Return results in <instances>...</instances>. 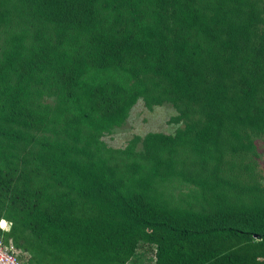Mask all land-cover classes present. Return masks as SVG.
<instances>
[{
    "label": "trees",
    "instance_id": "obj_1",
    "mask_svg": "<svg viewBox=\"0 0 264 264\" xmlns=\"http://www.w3.org/2000/svg\"><path fill=\"white\" fill-rule=\"evenodd\" d=\"M251 5L0 0V217L11 233L28 227L56 264H126L137 242L156 232L165 243L190 246H159L155 264H247L243 250L213 244L219 235L255 239L264 251V188L233 184L223 170L232 171L252 152L250 136L264 132V32L255 31L259 14ZM36 65L42 70L32 79ZM26 81L38 94L54 84L58 103L73 105L78 116L55 126L48 114L30 110ZM152 90L176 109L194 106L197 119L173 135H145L140 153L128 147L115 153L118 161L90 146L136 97L158 103ZM83 124L92 134L78 144ZM11 149L21 156L9 159ZM36 166L65 192L35 182ZM171 179L195 186L207 210L190 218L154 210L148 185ZM79 199L97 212H69Z\"/></svg>",
    "mask_w": 264,
    "mask_h": 264
},
{
    "label": "rangeland",
    "instance_id": "obj_2",
    "mask_svg": "<svg viewBox=\"0 0 264 264\" xmlns=\"http://www.w3.org/2000/svg\"><path fill=\"white\" fill-rule=\"evenodd\" d=\"M251 6L257 10L259 19L255 25V31L259 34L264 32V0H249ZM20 16H15L18 18ZM10 26H14L11 24ZM17 29V28H16ZM2 44V36L0 34V47ZM48 60L54 63V56L50 54ZM40 64V61H38ZM42 67V66H41ZM40 66L34 69L32 79L41 73ZM36 73V76H35ZM97 81H102L98 79ZM24 85L26 88V106L30 110L37 109L40 114H48L46 118H52L53 124L60 125L65 118H76L78 112L73 105L69 103L63 105L58 103L57 95L55 94L57 88L51 85L46 92L35 93V83L32 81H26ZM99 83V82H98ZM111 86V83H108ZM60 86V85H59ZM58 86V87H59ZM154 90V89H153ZM153 95L157 99H161L158 103H146L143 97L138 96L134 99L132 104L126 110L122 121L118 125L109 127L108 130L102 131L97 138H93L91 145L95 151L99 154L104 151H110L113 153V157L118 161L120 155L115 153L122 152L124 149L131 147L132 151L140 153L142 150V140L147 134H162L173 135L175 131L181 130L185 124L197 119V114L194 106L184 108L180 106L176 109L168 99L160 95V90L153 91ZM152 95V96H153ZM161 97V98H160ZM103 108L93 110L91 113L95 117L102 115ZM180 116V118H179ZM83 131H80L79 138H77L78 144H84V141L91 136L92 131L89 130L88 135L86 125L81 127ZM48 134V133H47ZM46 133L44 135H47ZM253 144V150L248 155H245L237 166L231 171L223 168L224 171H229L226 174L231 179L233 184L239 185H252L264 188V132L253 134L250 136ZM9 159L15 156H21L19 149L8 150ZM125 162V161H124ZM32 174L35 182L39 185H43L51 193L65 192L62 188H56L50 179L49 172L42 167L36 166L32 169ZM152 184V180L150 185ZM158 184V185H157ZM149 187V192L146 195L148 203L155 207L157 205L162 208V211L174 212L176 216L182 215L185 218H190L193 214L200 213L201 210H207V206L204 201L197 194L195 186L190 184L186 180L171 179L169 181L156 182L154 180L153 187ZM162 193L161 197L159 193ZM166 202V207L162 202ZM82 199L75 201L71 204L69 212L77 216L81 215H93L97 212L94 207H87ZM155 205V206H154ZM157 212V210H156ZM158 213V212H157ZM0 223L4 230H0V243L9 248L16 256L20 264H56V255H54L49 249H46L44 245L37 240L35 233L30 231L28 227H18L17 233H11V222L5 217H0ZM149 233V231H148ZM162 232H156L154 239L149 241H138L135 245V249L132 257L126 264H155L158 258L159 246L162 249H170L172 252H182L181 250L188 249L190 246L188 241H178L175 238H170L168 243L160 237ZM213 244L217 245L219 249H241L245 252L247 264H264V251L258 250L254 247L256 243L255 239L249 242H239L234 239H230L224 235L216 236L213 239Z\"/></svg>",
    "mask_w": 264,
    "mask_h": 264
},
{
    "label": "built area",
    "instance_id": "obj_3",
    "mask_svg": "<svg viewBox=\"0 0 264 264\" xmlns=\"http://www.w3.org/2000/svg\"><path fill=\"white\" fill-rule=\"evenodd\" d=\"M0 264H20L13 252L0 243Z\"/></svg>",
    "mask_w": 264,
    "mask_h": 264
},
{
    "label": "bare ground",
    "instance_id": "obj_4",
    "mask_svg": "<svg viewBox=\"0 0 264 264\" xmlns=\"http://www.w3.org/2000/svg\"><path fill=\"white\" fill-rule=\"evenodd\" d=\"M0 222H3V220H1ZM0 230H4V228H2V226L0 225Z\"/></svg>",
    "mask_w": 264,
    "mask_h": 264
},
{
    "label": "clouds",
    "instance_id": "obj_5",
    "mask_svg": "<svg viewBox=\"0 0 264 264\" xmlns=\"http://www.w3.org/2000/svg\"><path fill=\"white\" fill-rule=\"evenodd\" d=\"M0 223H2V222H0Z\"/></svg>",
    "mask_w": 264,
    "mask_h": 264
}]
</instances>
